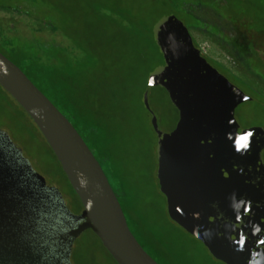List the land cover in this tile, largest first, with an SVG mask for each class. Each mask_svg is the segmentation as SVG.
I'll return each instance as SVG.
<instances>
[{"label": "rangeland", "instance_id": "rangeland-1", "mask_svg": "<svg viewBox=\"0 0 264 264\" xmlns=\"http://www.w3.org/2000/svg\"><path fill=\"white\" fill-rule=\"evenodd\" d=\"M25 1L27 12L37 10L42 22L34 16L0 10V27L8 34L29 38L37 31L50 39L57 34L55 25L69 23L74 27V36L85 29L94 43L89 52L92 60L87 74L88 97L105 120L107 154L111 157L106 158L111 159L110 168L119 180L114 182L116 191L120 195L127 193L125 198L130 202L125 209L136 234L150 249L143 229L158 230L163 240L169 235L170 245L181 247L179 241L184 240L189 254L196 256L202 264L212 263L204 246L168 218L166 199L158 186V178L159 181L164 178L159 176L157 169L160 157H166L172 169L204 170L211 158L208 152L220 153L221 149L193 137L195 132H201L204 139L209 140L211 136L222 148L244 140L242 150L249 154L246 162L264 173V133H253L256 125L259 128L264 125V114L257 108L259 103L244 98V105L232 92L237 104L229 108L228 105L234 102L229 101L227 74L221 68L222 71L218 70L215 63H206L200 54H192L191 41L197 40L208 56L228 67L241 65L230 56L224 42L191 26L185 15L171 13L165 0ZM123 6L134 7V21H124L120 13ZM259 7L264 10V1ZM192 8L205 20L219 23L210 11L195 5ZM260 18H263L262 14ZM217 26L225 34L233 32L229 21ZM239 29L247 32L244 27ZM238 89L243 96V89L239 86ZM258 89L264 93L263 87ZM180 92L187 93L191 100L178 99ZM185 104L188 112L182 113L180 106ZM239 104L244 106L239 107ZM186 114L188 117L183 124L182 117ZM0 130L22 150L35 172L60 188L67 204L77 213L80 208L71 201L75 194L44 135L26 110L1 85ZM187 152L191 154L189 158ZM241 159L239 156L238 164L245 165ZM216 163H207V167L217 169L220 164ZM261 185L260 201H264V181ZM234 201L245 207L254 204L248 193ZM71 263L117 264L91 229L85 230L74 242Z\"/></svg>", "mask_w": 264, "mask_h": 264}, {"label": "trees", "instance_id": "trees-1", "mask_svg": "<svg viewBox=\"0 0 264 264\" xmlns=\"http://www.w3.org/2000/svg\"><path fill=\"white\" fill-rule=\"evenodd\" d=\"M262 1L264 0H165V3L171 8V13L177 12L185 15L191 26L205 30L212 35L216 33L214 31L216 27L195 14L196 10L192 6L216 10V7L221 4L223 8L218 10L223 13L227 21L247 25L252 34L259 35L262 30L264 31V10L259 7ZM226 2L228 6H225ZM26 3L25 0L20 2L18 0H0V10L34 16L42 22V16L37 10L27 12ZM234 5L238 7L236 10ZM135 12L134 7L123 6L120 8V13L126 22L136 19ZM260 14H262V19ZM113 19L111 17V20ZM54 29L57 34L47 39L37 31L31 33L32 37L23 38L10 35L0 27V51L27 74L79 131L103 166L121 203L128 225L143 248L160 264H202L196 256L189 254L184 240L179 241L181 247L177 248L169 244V235L163 240L159 237L158 230L143 229L147 234L144 239L150 248L148 249L136 234L125 209L130 202L125 198L127 193L120 195L114 187V182L119 180L113 168H110L112 161L107 154L108 141H106L105 120L95 105L91 104L88 97L90 85L87 83L89 79L87 74L90 70L89 62L92 60L89 52L94 43L85 29L77 31V36H74L72 24H57ZM192 43L193 47L199 50L201 57L209 62V58L196 42L192 40ZM98 49L96 50L100 53ZM244 49L241 46L240 50ZM226 82L227 88L230 90V98L227 94L229 101L234 102L228 105L229 108L230 106L234 108L237 104L236 97L232 98V92H235L244 105H246L244 98H248L249 101L253 99L254 103H259L257 108L264 114V100L258 93L252 90L248 91L254 96L250 98L249 94L242 91L243 96H241L239 94L241 91L227 77ZM241 105L239 104V107ZM255 127L253 133H264V125L261 128L257 125ZM193 135H195L194 138L205 140L207 145L221 149L218 154L216 151L208 152L211 158L206 162L218 161L220 165L217 169H204L201 172L192 167L167 171V176L173 174V181L170 180L167 191L173 198L171 199L172 209L178 215L179 220L171 216L169 195L162 191L166 199L168 218L204 246L207 254L212 258L210 264H264V201H260L263 194L261 183L264 181V173L261 174L260 171L253 168V165L250 167L246 162L249 154L242 150L244 140L227 144L225 148H222L211 136L207 140L203 138V135L201 136V132H195ZM193 144L195 145V143ZM51 151L53 152L52 148ZM53 154L56 157L54 152ZM186 154L188 158L191 156L189 152ZM239 156H242L241 161H244L245 165L238 164ZM106 157H110L109 160ZM58 163L68 180L59 161ZM158 169L157 172H159ZM68 183L75 194L76 207L83 209L78 194L69 180ZM158 183L159 189H161L159 178ZM247 193L254 200L251 207H245L234 201L236 197L247 195ZM141 237L143 236L141 235ZM106 251L110 254L107 249ZM110 256L112 257L111 254ZM112 259L115 261L113 257Z\"/></svg>", "mask_w": 264, "mask_h": 264}, {"label": "water", "instance_id": "water-1", "mask_svg": "<svg viewBox=\"0 0 264 264\" xmlns=\"http://www.w3.org/2000/svg\"><path fill=\"white\" fill-rule=\"evenodd\" d=\"M189 49L194 55L200 54L192 41ZM0 85L32 117L83 205L79 214L70 213L73 225L57 238V222L37 212L35 208L40 202L36 190L25 183L22 172L29 176L31 182L37 180L44 187L56 190L55 187L33 170L22 150L12 143L6 132L0 130V264H51L44 257L45 252H55L58 245L66 244L69 252L64 257V264H72L73 244L87 229L100 238L118 264H160L132 233L103 166L79 131L27 74L1 51ZM177 98L191 100L185 92L178 93ZM180 107L182 113L188 112L186 104ZM187 117L188 114L183 116L181 123L185 124ZM160 160L159 176L165 180L160 179L161 189L169 195L167 186L170 180L173 181V174L167 176V171L173 169L168 166L166 157H160ZM207 165L205 169L214 170ZM171 199L169 195L170 214L179 220L172 209Z\"/></svg>", "mask_w": 264, "mask_h": 264}, {"label": "flooded vegetation", "instance_id": "flooded-vegetation-1", "mask_svg": "<svg viewBox=\"0 0 264 264\" xmlns=\"http://www.w3.org/2000/svg\"><path fill=\"white\" fill-rule=\"evenodd\" d=\"M225 6H228L227 2ZM234 7L237 6L234 5ZM199 8L204 9L203 11H210L213 17L218 20L219 23L215 21H209V23L213 24L217 30L214 35H210L222 41V43L224 42L230 50V56L233 57L236 63L241 66L228 67L224 63L208 56V54H206V52L201 48L204 54L209 58V61L217 65L215 66L218 70H220L221 68L225 71V73L227 74L226 77L233 84H235L237 87L239 86L241 89H243L244 92L251 95L252 97L254 96L248 91L252 90L258 93L264 100V93H262L258 89L259 87L264 88V31L262 30L261 34L255 35L252 34V31L248 29L247 25H241L239 22L232 23L229 21L233 26H231L233 32L232 34H225L223 31L220 30V26H217V24L224 23V21H227L224 18L223 13L218 10L220 8H223V6H221L220 4L219 7H216V10L204 7ZM239 27H244L247 32L240 30ZM195 42L199 46L198 41L195 40ZM241 46H243V48L245 49L240 50ZM253 49H255L256 51H254ZM7 159L10 160V158L8 157ZM22 174L24 175L25 183L27 185L30 184L34 188V190H36L37 196L39 198L38 201L40 202V205L35 209L38 213H41L43 216L48 217L50 219H54V221L57 222V238L60 237L59 235L68 231V229L73 225L70 213L79 214L82 208L79 209L77 213L74 212L67 204L65 196L61 192L60 188L55 184H50L46 181L48 184L53 185L56 190L48 186H42L37 180L31 182V180L28 179L29 176L27 177V175L23 172ZM71 201L72 203L76 204V198L74 196L71 198ZM68 252L69 246L67 244L58 245L57 250L55 252L51 251V253H49L47 251L45 252L44 257L46 260L51 261V264H64V257L68 254Z\"/></svg>", "mask_w": 264, "mask_h": 264}]
</instances>
